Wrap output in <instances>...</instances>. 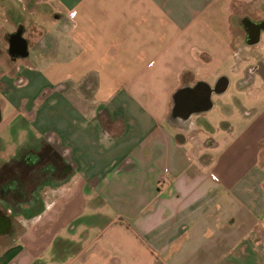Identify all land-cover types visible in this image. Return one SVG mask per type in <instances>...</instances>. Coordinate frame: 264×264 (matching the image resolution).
Instances as JSON below:
<instances>
[{
	"label": "crops",
	"instance_id": "crops-1",
	"mask_svg": "<svg viewBox=\"0 0 264 264\" xmlns=\"http://www.w3.org/2000/svg\"><path fill=\"white\" fill-rule=\"evenodd\" d=\"M246 21L264 0H0V164L30 138L71 164L39 209L3 217L0 195V264H264V29L249 44ZM219 79L186 120L189 88ZM231 85L226 119L203 117Z\"/></svg>",
	"mask_w": 264,
	"mask_h": 264
},
{
	"label": "flooded vegetation",
	"instance_id": "flooded-vegetation-1",
	"mask_svg": "<svg viewBox=\"0 0 264 264\" xmlns=\"http://www.w3.org/2000/svg\"><path fill=\"white\" fill-rule=\"evenodd\" d=\"M263 21H246V35L259 28ZM18 31L8 35L7 54L15 59L22 52V42L19 41ZM258 65L249 68V73L259 71ZM20 79H17V81ZM3 85L0 82V89ZM68 151L47 140L38 141L28 139L23 146L7 157L0 164V195L12 208L10 214L23 211V205H34L36 208L43 206L40 193L55 179L63 178V175L71 168L67 158ZM12 182L14 184H12ZM1 215V216H2Z\"/></svg>",
	"mask_w": 264,
	"mask_h": 264
},
{
	"label": "rangeland",
	"instance_id": "rangeland-1",
	"mask_svg": "<svg viewBox=\"0 0 264 264\" xmlns=\"http://www.w3.org/2000/svg\"><path fill=\"white\" fill-rule=\"evenodd\" d=\"M263 37H264V33H263ZM253 53L252 54H254V55H250V54H248L247 56H249V57H247L248 58V61L250 60V64H252V63H255L256 61H257V59H259V58H261L262 59V57L264 58V47H261V51L259 50V46L258 45H255V46H253ZM254 59V60H253ZM227 64H223V65H221L220 67H219V69H217L216 70V73H221V72H224V73H227V74H229L230 76H231V78L233 79V75L229 72V70H228V68H227ZM213 76H216V75H213ZM218 76V75H217ZM217 76H216V78H217ZM254 74L253 73H249V75H248V78L250 79H253L254 78ZM212 78H214V77H212ZM211 78V79H212ZM215 78V79H216ZM241 97V95L238 93V91H237V89H236V87L234 88L232 85L228 88V90L225 92V93H223V94H221V95H213V101L215 102V107L214 108H212L210 111H208V112H205V113H203V117H205V118H208V117H212L213 118V120L214 121H217V125L219 124V122L220 121H218V120H221V121H224L225 119H226V115H228V113H227V111H226V109L224 108V106L222 105L223 104V102H224V100H231V102H233L234 103V99L235 98H240ZM228 117V116H227ZM220 127V125L218 126V128ZM3 128V127H2ZM1 131H3V130H1ZM7 130L6 129H4V131H3V133H2V135L3 136H8V133H6V135H5V133L4 132H6ZM223 131L220 129V130H218L217 129V131L215 132V136L214 137H219V136H223L221 133H222ZM207 144V143H206ZM206 152L207 151H210L211 152V149L210 148H205L204 149ZM12 184H14L13 182H12ZM92 199V200H91ZM96 205V201H95V199H93V198H89V202H87V205H86V208H85V210H83L82 212H81V214H80V216L81 217H84V216H90L91 214H93V213H91V211L89 210V208H90V206H95ZM100 204H99V202H98V206H99ZM112 216V215H111ZM264 219V218H263ZM82 226H85V225H81L80 224V226L78 225V228L75 230L77 233L79 232V230L81 229V227ZM88 226H90V225H88ZM125 226V225H124ZM123 226V227H124ZM70 227V226H69ZM126 227V226H125ZM92 231V233L91 234H93L94 235V233L95 232H97L95 229H92L91 230ZM70 231L67 229H65V230H63L61 233H60V235L62 236V237H67V236H70ZM76 233H74V235H75ZM109 236H111V235H108V236H106V237H109ZM131 235H130V233L127 231H122V230H119V232H116V231H114L113 232V235H112V238H114V239H117V240H120V242H121V248H122V250L123 251H126V250H130V248H128L129 246H131L132 245V240H131V237H130ZM130 240V241H129ZM5 241H7V242H10V237L8 236L6 239H5ZM128 248V249H127ZM138 257H140V256H138ZM124 258H128V256L127 255H124ZM121 261H122V264H148V263H146V262H142V261H138V260H136L135 262H133L132 260H130V259H121ZM167 264H174V263H172V262H167Z\"/></svg>",
	"mask_w": 264,
	"mask_h": 264
},
{
	"label": "water",
	"instance_id": "water-1",
	"mask_svg": "<svg viewBox=\"0 0 264 264\" xmlns=\"http://www.w3.org/2000/svg\"><path fill=\"white\" fill-rule=\"evenodd\" d=\"M261 29H264V22L259 28L254 29L251 34H248L247 41L249 44H256L257 42H259ZM225 86L226 85H222V82L219 79L216 81L213 87H210L209 85L202 82H197L193 87L189 88L190 101L186 102L188 109H186V112L184 114L186 120L194 112H203L210 109L212 106V103L210 101L211 93H221L222 91H224ZM175 108L176 107L172 109L171 116H175ZM6 222L8 223V220Z\"/></svg>",
	"mask_w": 264,
	"mask_h": 264
}]
</instances>
